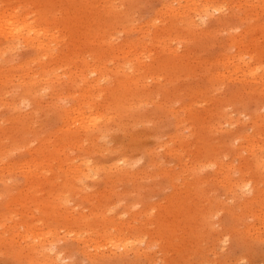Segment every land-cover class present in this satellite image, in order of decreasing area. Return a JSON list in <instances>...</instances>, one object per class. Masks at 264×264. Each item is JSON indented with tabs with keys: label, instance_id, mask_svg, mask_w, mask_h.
<instances>
[{
	"label": "rangeland",
	"instance_id": "374dc122",
	"mask_svg": "<svg viewBox=\"0 0 264 264\" xmlns=\"http://www.w3.org/2000/svg\"><path fill=\"white\" fill-rule=\"evenodd\" d=\"M11 1L14 6L20 5L22 8L23 6H26L27 10L31 13H40V10L43 8L47 13L46 22L49 23L53 27V29H56L57 27L59 30H56L60 32L61 35H64L62 36L63 38H65L66 36L65 39L67 47L64 45L65 43L60 45L63 51L61 52V49L59 47V52L61 53L58 52L55 54V56L53 55V57H51L52 60L46 57L44 58V60L42 59L44 64L43 62L40 64L33 63L29 65V68L24 67L17 70V72H13L14 74L12 73V71L9 72V69L7 68L5 63H3V66H0V235L2 239L4 238L3 240H0V264H43L41 263V260H43L42 262H46H44V264L49 263L46 259L47 256L45 257V259H42L44 258V256H41L42 251L40 250V248H38V246H36L37 241H35L33 237L29 236L25 239L24 236H26V234L22 235L23 233H25L23 228L20 227V230L22 232L19 230L18 233L16 231L17 229L13 228L14 226L19 227V225L22 223H30L34 226L39 227V229H36L41 233L37 231L36 235L33 234L35 236H41L44 233L47 234L49 231H52V233L56 237L53 235L47 239L49 240V244H51V242H54V254L55 252L57 254L62 253V257L61 254L59 255V264H264V192H260L259 194L258 192H246L245 194H243L242 192L225 191V187L223 185H220L222 184V182H219L217 179L220 178V176H217V174L221 172V167L223 166V164L225 165V163L226 165L229 164L233 166L232 170L230 171V176L233 173V176L231 177L238 179L237 177H239L240 175L237 174L239 172L235 170L236 167H244V165L248 163V161H250L253 156L252 154L250 156V152L247 153L248 151H246L247 149L245 148L246 144L244 139L247 138V136H252V138L256 137L255 141L260 144L261 141L258 138V134L261 135L260 137L264 135V86L261 88L262 84L264 83V79L261 81L259 80L260 78L257 77L258 79H254L256 81L252 79L254 82L252 80L251 82L249 78L245 77L247 76V66H245L247 65L246 62H249L250 57L252 55H255L257 51L264 49V28L259 27L261 25L264 26V11L260 9H258L257 12L255 11L257 9L254 8L256 1L252 0L251 4L247 5L243 0H235L234 4L230 2L224 4L225 0H206L208 2V5L211 3V1H215L212 3L213 6H216V4L219 2L223 3L224 5L221 10L212 11L214 10V8L212 9V5L210 4L209 8L211 9L209 10L211 11L209 12L212 16L209 17L210 20L208 19L204 24H202L203 26L201 25V27H198L199 29L197 28V30L195 31L196 33L194 31H188L186 27L180 24V21H178V19H173L175 15L171 13L173 11L169 10L168 12L169 6L176 7V9L179 8L177 0H126L127 2H119L121 3L122 7L119 6V3L117 5L116 2V9H114L115 11L113 10V12L116 13L113 14L112 12L113 15L111 16L108 14V9L106 10V8L104 7L105 0H89L93 3L91 7L89 6L90 9L85 14L72 16V19L75 20L78 25L76 27L78 29L76 30H64L63 25L60 23L61 20L63 21V14L67 13V11L77 13V11L73 9L70 10L71 5H69V3L65 2L64 0H38L37 2L34 0ZM25 1H27L28 3ZM81 1L83 0H80L79 3L83 4L84 2ZM94 2H96V5L94 4ZM166 2H168L167 5ZM183 4L184 3H182L181 5ZM126 5L131 8V10H128V7ZM220 5L222 4H219V6ZM117 6H119L120 9ZM102 8L104 9L102 10ZM123 8H126L127 13L129 14L128 22L124 26H128V29H130L126 30V32H123L124 26L121 25V16L124 17L127 14L125 12L126 10L121 11ZM61 11H63V13ZM123 12L126 14L122 15ZM23 13H25L24 9ZM167 14H173V16L171 17ZM108 15L110 17H107ZM65 16H67V14H65ZM151 20H154L156 25L153 21L151 24ZM226 20H228L227 23ZM157 22L159 23L157 24ZM172 23H175L173 27L175 26L177 30L171 27ZM179 24L182 26V29L185 30L184 34L187 32V35H191L189 38H187L188 36L182 35L181 33L178 34L181 31L183 32ZM152 26L154 28L158 26L159 28L156 27V29H154ZM163 26L167 28H163L162 30L161 28ZM176 26H179L180 28ZM255 26H257L256 30H244L246 28H254ZM240 27L242 30L240 29ZM165 29H168V31ZM142 30H144L143 33L141 32ZM154 30L157 31L154 32ZM165 31H167V33ZM197 31L201 32V35L200 33H197ZM105 32H111L113 36L110 33L109 37L107 35L108 33L104 34ZM170 32H173L174 35L169 34ZM207 32L208 35H206ZM161 33L163 34L164 39L162 38ZM193 33L195 35H192ZM246 33H248L249 36ZM167 34H169L168 36L170 37H168ZM175 34L178 35L175 36ZM100 35H102V37H105V41H107L108 39L110 43H105ZM173 36H175L176 38ZM183 36L186 37V39ZM230 36H234V39L237 37L236 39L242 40V42H244L243 47L234 46V44H232L233 37L231 38ZM242 36H247L245 37V41L244 37ZM82 37L85 38H83L82 40ZM141 37L147 38L143 39H145V41L147 40L148 43L145 41H141L147 43V45L149 43L154 45L153 42H156L155 46L151 47V45L149 44L148 47H150L146 48L147 50L144 49L146 51H149L150 49L149 52H141L140 56H143L145 54L148 57H152L146 58L147 60L144 59L145 55L143 56V58L141 57L143 61L145 60L146 62H142L141 58L139 57L140 63H142L143 65L136 62L134 56H131L132 54L130 56H125L120 52L123 48H125L126 42L133 40L140 41L138 40V38L142 39ZM165 38H169L171 41H169L168 39L167 40L171 44L169 43L167 45V40ZM90 39H94L96 45H94V41L92 42V40ZM98 39L100 40V42L102 40L101 44L99 43ZM174 39H178L180 41H175ZM97 40L98 42H96ZM103 42L105 43V45L103 44ZM109 44L110 46H107ZM244 44L247 48L244 47ZM63 45L65 46L64 48L62 47ZM69 45L70 47H68ZM173 45L176 52L172 51L174 50L173 47L171 51H168L167 49L170 50L169 46ZM120 46H123L122 49ZM112 47L116 49L115 51L117 53L114 52V49ZM95 48H97V51L94 50ZM28 49L29 48L27 47H24V49L21 48L12 57V61L15 60V63L24 61L26 62L31 58L35 57L34 59H36L39 57L40 54L39 52H37V49ZM245 49L249 50L247 51ZM69 50L72 52L70 53ZM92 50L96 51L98 54L96 52H94L96 53V55L92 54ZM108 50L111 53L109 52L110 54L108 53L107 55L106 51ZM262 51L264 52V50ZM63 52L66 53V55L63 54ZM173 52L175 55L172 54ZM162 53L165 54V56L162 55ZM67 54H72V56H69L68 59V57H65L68 56ZM113 54L117 55L116 58L118 57L119 59L117 58L114 60L113 58L115 56L111 58L110 56H112ZM158 54H161L162 56L159 55V57ZM236 54H238V56ZM97 55H99V58L97 57ZM92 56L96 57V59L94 58L95 61L92 60ZM100 56L103 59V65H105V67H103L102 65V59L100 58ZM108 56L113 59H110L112 62L109 60ZM120 56H124L125 58ZM240 56H243L242 58L244 60L246 59V61L239 63L237 61V58ZM61 57H63L64 60L61 59ZM167 57H169V60L172 62L167 61ZM54 58L57 59L55 60ZM82 58H84V60L86 58V61L83 62ZM127 58L129 61L127 60ZM225 58L226 60H224ZM70 59H72V62L70 61L72 64L69 65L70 67H65L62 65V63H64L63 61H69ZM99 59L101 61H99ZM124 59L125 62H130V64L127 63L129 67L133 65L132 67H134V69L136 70V72L133 73L132 77L134 76L137 78L139 77V75L136 74L140 73V78L144 77V79H147V81L145 82L147 84L142 88L145 90V92H148L147 97L141 99L134 98L130 101L126 99L127 95L131 96L132 90H127L125 87L120 86L121 80H126L127 77L124 75V73H122V69L118 70L119 65L124 64V62H121V60ZM176 59H178L179 62L178 60L176 62ZM181 59L184 62L186 61L185 59L188 60L184 63L181 62ZM228 59L229 61L226 62ZM46 60L48 61V63L50 62V70L53 66L52 71L54 70V73H51V71L48 70L49 72H47V74L49 73L48 75L50 77L48 78L50 82L42 84V87H47V90H44L40 93H43V95H41L43 97L42 99H40V95L35 96L34 94H32L33 89L38 85L33 87L31 83H28V81L29 75L33 76V74H35L36 72H40V66H45L47 64ZM53 60L58 64V66L55 64V62L51 63V61ZM57 60H59V62ZM231 60L234 63H232ZM157 61H159V64L157 63ZM85 62L87 63V67L89 70H85L87 68L85 67ZM94 62H96L95 64L100 63L101 67H103L102 72L108 76L104 80L101 79V81L103 80V82H101L102 88H93L94 95L92 101L90 100L88 102H92L91 104H95L96 107L97 105L99 106V102L100 106H102L104 102L106 106V98H108V104L110 102H115V109L112 110V116L114 112L116 113V118L115 116L113 117V120L115 122H112V120L109 122L110 127L107 133L109 137H105L107 138L106 141L104 138V144L101 143V145L104 147H99L100 149H96V151H90L88 147L90 146L91 141L89 139L87 140L86 138H89L88 133L91 134L92 131L85 130L87 131L84 132L86 134L82 133L84 130L81 132L82 129L80 130L79 126H77L78 122L76 121L78 118V113L74 112V109L81 110L80 107L83 106L82 103H86V101H83L85 100L82 99L83 97L79 98L84 94L82 88L85 87V84H89L93 82L92 80H94L95 77V79H97V76L99 77V75L97 74H90V70L91 67L94 66ZM105 62L107 63L105 64ZM118 62L119 65L116 66L115 64H118ZM257 62L261 64L260 66L262 68L264 67V57L262 59H258ZM145 63H147V65ZM155 63L156 65H153ZM34 64L37 66H35ZM73 64L76 65L73 66ZM222 64H224V66ZM233 64H236V67H234ZM60 65L63 66L60 67V69L54 67H59ZM162 65H164L163 67L165 68H163ZM230 65L232 67H230ZM72 66L79 72V74L81 73V71L79 70H82V68L84 67V71H86V73L82 70V72L84 73L81 74L78 79L77 76H79V74ZM252 66L254 68L256 67V69L259 71V64L253 63ZM141 67L144 69L142 70ZM62 68L66 71H63ZM120 68H122V66H120ZM235 68L240 69L239 72H242V75L245 78H242V75L240 74H238L240 75L238 76ZM242 68L244 70H242ZM105 69L107 70L104 71ZM140 69L141 71H139ZM28 70H31L32 72L30 73V71ZM55 70L58 71L56 72ZM72 71H74L75 74ZM87 71H89L88 73L91 76L87 73ZM115 71H118L119 73L117 74ZM113 72H115V74ZM228 72L232 73L229 74ZM17 73L22 74L23 77H21V75ZM156 73L159 75V77ZM185 73L187 74L186 78L184 76ZM263 73L264 72L262 70L260 74L262 75ZM12 74L15 78H17L18 76L19 77L17 79L12 78ZM24 74L26 75L24 76ZM51 74H56L55 76L58 75L60 77L56 79ZM65 74L67 75V77L65 76ZM86 74L89 77L86 76ZM111 74L113 75V77ZM216 74H219V76L223 75V77L215 76ZM71 76L74 77V80ZM169 76L172 77H170L169 79ZM173 76L178 77V80L176 78H173ZM179 76H181L182 78ZM81 77H84V79ZM224 77L229 79H225ZM239 77L241 78L239 79ZM53 78L55 79V81L53 80ZM62 78H64V81ZM89 78H92V80H90ZM110 78L111 80L113 79V84L109 82L111 81ZM221 78H224V80H222ZM80 79L81 81H83L81 82V84H79ZM167 79H169L170 81ZM19 80L21 81L20 83H18ZM51 80H53L52 83ZM70 80L72 81L70 82ZM173 80L174 82H172ZM219 80L221 83H224H219ZM242 80L244 81L242 82ZM22 81L25 82L26 85ZM76 81L79 82L78 85ZM64 82L68 85L66 84L65 86ZM165 82L166 84H164ZM21 83L23 84V86ZM57 83H59V85ZM108 83L111 87L107 86ZM27 84H29L30 86ZM258 84L261 86L258 87ZM80 85L81 88L79 87ZM251 87L254 90H252ZM49 88H51V90ZM60 88L61 90H64H62L63 95L61 94ZM72 88H74L75 91H73ZM104 88H109V92H107L108 89L105 90ZM111 88L113 90H111ZM117 88H121L123 91ZM56 89L59 93L57 94V96L60 95L58 97L61 98L60 100L62 101H60L59 98L55 96L57 93ZM65 89H69V93ZM79 89L82 95L78 94ZM98 90H101L100 93L104 90L105 92L100 94ZM106 92L108 93V95ZM154 92H158V95ZM170 92H174L175 94L173 93L174 95L172 96ZM64 94H66V96ZM103 94L107 95L108 97H103ZM95 95H97V97H95ZM120 95L123 98V102L118 99ZM150 95L154 100L150 97L148 98V96ZM176 95L177 97H179L178 99ZM21 96L24 97V101L26 99L25 102L29 101V105L25 106L23 104L24 101ZM27 96L28 99L26 98ZM94 97L97 101H99L98 104L96 100H94ZM16 98L19 99L20 102ZM162 98L163 100H159ZM170 98L171 101H167ZM101 99L104 101L102 102ZM110 99H114L115 101H110ZM124 99H126V102H124ZM53 101L56 105L52 103ZM77 103L79 104V107L76 105ZM17 104H21L22 106L20 105V108H17ZM58 104L60 105V107ZM195 104L198 106H195ZM95 105L93 107L94 109L96 108ZM184 105L186 109L184 108ZM64 107L65 109L66 107L69 108L67 109L69 111H66ZM97 108L96 111L98 112ZM220 108H222L221 110L223 111L219 110ZM70 109L72 112L70 111ZM183 109H185L184 111H187V115L186 112H183ZM215 109L216 114H214ZM34 110L37 111V114ZM127 110L130 113H126ZM32 111H34V113ZM116 111H119V114ZM68 112H71L72 115ZM102 112H104L103 109L100 113ZM123 112L124 114H126V117ZM194 112H196V114L200 113V115L198 114L197 116ZM225 112L228 115L227 116L226 114H224L227 117L225 118L226 121H224L225 116L223 115V113ZM85 113L89 115L88 112ZM219 113H221V115H219ZM189 114H193L191 115L192 118ZM66 116L69 118L74 117L75 119L73 118L72 120L71 118L69 119ZM118 117L119 119L117 120ZM186 117L188 119L191 118L192 120H188ZM217 118H219V120ZM64 119L69 122L66 123ZM228 119H230L231 121ZM191 121L193 124L196 122H198V124L191 125ZM63 122L64 124H68H65L66 127L68 126L66 129L64 128L65 126L62 125ZM70 122L73 124L72 126ZM74 122L76 123V125L74 124ZM209 122H212L214 124H212L214 127H212ZM207 123L208 125H205ZM59 127H61L60 130L62 128L63 129L60 131ZM202 127H205V130L202 129ZM73 129H75V131ZM196 130H199L198 132H202L197 133L196 135ZM203 131L207 132V134ZM62 135H64V137ZM84 136H86V138H84ZM174 136L176 138L178 137L177 140H175L176 142L172 140ZM196 136L197 138H195ZM198 136L201 141L198 139ZM201 136H204V140H202ZM239 136H246L244 139H242L244 140L243 143L238 139ZM65 137L66 139L64 140ZM75 137L79 138L77 139L78 142L76 141ZM82 138L84 139L82 140ZM79 140L81 142L84 141L85 143L82 142L84 143V145ZM72 141L74 143H72ZM181 141H186V143H181ZM196 141L200 142L196 143ZM79 142L83 147H80ZM71 143L72 145H74V148L72 145H70ZM86 144L87 148H85ZM239 144H241V146H239ZM242 145L244 149H241ZM167 146H171L174 149L170 147L172 149L170 150L169 148H167ZM60 147H64L65 149L63 148L64 150L62 151ZM80 148L83 150H79ZM101 148L103 151H99L101 150ZM198 148L200 149V151ZM235 148H239L240 151H236L237 149ZM56 149L59 151H56ZM168 149L170 150V153H168ZM60 150L64 152V155H62ZM87 150L90 151L89 154L93 155H89V151L87 152ZM215 150L220 151V153ZM79 152L81 153V155L85 154L84 157L79 155ZM45 153L46 156H44ZM59 153L61 154L59 155ZM218 153L220 155H217ZM86 154L89 155V158L88 155L86 156ZM209 155H211V157H209ZM214 155H216L215 158L218 157L220 159L216 161H220V163H222V165L219 163L221 167L219 165L217 167L208 166L210 161H215ZM47 156L54 157L55 159L57 158V161L62 159L60 162L63 163L57 165L59 164V161H56V163L55 161H48ZM59 156L60 158H58ZM122 156H124L126 159L121 160V158H123ZM219 156L222 157L220 158ZM36 157L37 159H39L38 161L41 162V164L39 163V174L36 173L34 175L31 172L35 170L34 159ZM44 157L45 159H43ZM73 157L75 161H71L70 163L69 159L73 160ZM195 157H198L199 159H196ZM193 158H195L197 161ZM207 158L210 160H208ZM221 159L223 162L221 161ZM45 160H47V162ZM86 160H88L89 162L93 160L91 163L96 162L93 164V166L96 164L95 167L101 162L103 164L102 167L97 166L99 170L101 169V172L98 171L97 173H100L95 175V170L90 171L91 173L86 176L87 180L83 179L85 178V176H82L81 173H77L78 175H76L79 176V178L77 179L76 176L75 179L81 182L79 183L77 181H74L75 179H72L70 177V171L71 176L73 175L72 164L75 163L74 165H76ZM118 160L121 162L119 163ZM207 160L209 162H207ZM123 161H127L128 165L122 164ZM27 162L30 164H28ZM26 163L31 166L27 167ZM50 163H52V165H50ZM201 163H204V165H202L203 169H200ZM198 164L200 165L199 167ZM36 165L37 164L35 163V166ZM64 165L67 166L66 169ZM116 165H121L120 167H123V165H125V167L130 166V168L128 172H121L123 171V168H121L120 170V167H117ZM110 166V169L107 168ZM206 166H208L209 168ZM60 167L63 168L61 169ZM113 167L114 170L112 169ZM103 168L106 169V172L105 170L102 171ZM116 168L119 170H117ZM197 168L199 170H197ZM108 170L110 173L108 172ZM67 171L69 172L67 173ZM234 172H236V176L238 175L237 177H234ZM28 173L32 176H28ZM92 173L93 175H95L94 177H92ZM30 176L31 178H33L31 179ZM60 177H63L64 179L70 178L71 180L69 181H72L71 183L73 184H71L67 179L66 180L68 181V183H66V180L64 182V180H62L63 178L58 180ZM196 180H198L197 182H201L203 184H201L199 188H196L198 189L197 192L195 191L196 189L194 190V188L196 187L194 186ZM219 180L221 181V179ZM81 183L83 184L81 185ZM75 186H77V188ZM256 193L257 195H259V198H257ZM58 196H60V198ZM63 196L65 197L64 199H66V202L62 201ZM254 196L256 197V200H254ZM58 200L62 201V203H59ZM57 203L60 205H64L65 203V205L59 207ZM53 204L55 205L53 206ZM32 210L34 211L32 212ZM98 214H101L102 218H100V215ZM98 218H100L101 221ZM85 220H89L90 223L89 221L87 222ZM80 222L81 224H79ZM100 222L102 224L105 223L106 225H102L100 224ZM127 222L130 225H128ZM77 223L79 225L76 226ZM114 223H116V225ZM122 223L123 226L120 225ZM113 225H115L116 227ZM103 226H108V231L106 230V228L104 230ZM121 226L123 227V229H121L123 230V233H121L122 231L120 229L117 230V227L120 228ZM114 227L116 229H113ZM10 229L12 232L10 231ZM126 230L129 232V234L126 232ZM3 231L8 232L4 234ZM78 231L80 233H78ZM84 231H86V233H84V235L81 234ZM104 231L107 232L105 233ZM117 231L118 233H116ZM14 232L16 233L14 234ZM138 232L139 234H137ZM76 233L79 234V236L76 235ZM7 234H10V236H7ZM11 234L13 240H16L15 242L11 241ZM3 235L9 238H5ZM94 235H96V237ZM22 236L24 239L22 238ZM116 237L118 238V241ZM30 238L32 239L30 240ZM79 238H81L82 241H84L85 239L86 240L83 242V244L82 242L78 243L77 241H80ZM104 238L107 242L104 241ZM124 238L126 239V242H124ZM136 240L139 241L137 242ZM21 241H23L22 243L24 245L21 243ZM114 241H117V243ZM133 241H135V243ZM97 242L98 244H100L98 245ZM118 242H123L124 244H120L124 245L123 247H126L127 245V248H124V250L122 249L123 251H116V246L114 245L115 243L118 244ZM32 243H34V245L32 246H36L34 253L37 251L36 248L38 249V252H36L37 254L35 253V255H33V248L30 246ZM84 243L86 245L85 247H83ZM95 243L98 246L95 245ZM103 244H105L106 246ZM107 244L109 245L107 246ZM137 247H139L137 250L138 252L135 251ZM85 249H88L89 253H87V251H84ZM95 249L96 251H94ZM125 249L127 250L126 252L128 254H125ZM112 252H114L113 254L116 253L117 255H113ZM85 253L87 254V257L84 256ZM39 257L42 258L40 259Z\"/></svg>",
	"mask_w": 264,
	"mask_h": 264
},
{
	"label": "bare ground",
	"instance_id": "6f19581e",
	"mask_svg": "<svg viewBox=\"0 0 264 264\" xmlns=\"http://www.w3.org/2000/svg\"><path fill=\"white\" fill-rule=\"evenodd\" d=\"M34 1H38V0H34ZM65 2H67V3H69V5H71V7H70V10H75V11H77V13L76 12H71V11H67V13H65V14H67V16H65V14H63V21L61 20V24L63 25V28H64V30H76V29H78V28H76L78 25H77V23L75 22V20H73L72 19V16H78V15H82V14H85L89 9H90V7H91V5H92V3L93 2H90L89 0H83V1H81V2H84L83 4H81V3H79L80 2V0H64ZM92 1V0H91ZM98 1V0H97ZM103 1V0H102ZM122 1H125V2H127L126 0H105V8H106V10L108 9V14L111 16V15H113V14H115L116 12H113V10L114 9H116V7H115V3L117 2V5H118V3L119 2H122ZM217 1V0H216ZM243 1H245L246 2V4L247 5H250L251 4V1L252 0H243ZM256 1V4H255V6H254V8H257L255 11L257 12V10L258 9H260V10H263L264 11V0H255ZM25 2H27V1H25ZM177 4L179 5V8H177L176 9V7H171V6H169V9H168V12H169V10H171V11H173V12H171V13H173V14H175L174 15V18L173 19H178V21H180V24H182L184 27H186L187 29H188V31H196L197 30V28L198 27H201V25L202 24H204L205 23V21L206 20H208L209 19V17H211L212 15L210 14V12L209 11H211V10H209V9H213L214 8V10H212V11H219V10H221L222 8H223V5L224 4H227V2H230V3H232V4H234L235 3V0H225V2H224V4L223 3H220L219 1V3H217L216 4V6H213V2H215V1H211V5L213 6H211V8H209V5H208V2L206 1V0H177ZM28 3V2H27ZM103 3V2H102ZM167 3L168 2H166V5H167ZM182 3H184L183 5H181ZM94 4L96 5V2H94ZM93 4V5H94ZM120 5L119 6H121L122 7V5H121V3H119ZM123 4V3H122ZM125 4V3H124ZM127 4V3H126ZM172 4V3H171ZM215 4V3H214ZM219 4H222V5H220L219 6ZM61 5H63V4H61ZM165 5V4H164ZM169 5V4H168ZM217 5H218V7H217ZM90 6V7H89ZM102 6H103V4H102ZM119 6H117V7H119ZM125 6V5H124ZM127 6V5H126ZM222 6V7H221ZM229 6V5H228ZM97 7V6H96ZM128 7V6H127ZM126 7V8H127ZM166 7H168V6H166ZM178 7V6H177ZM101 8V7H100ZM126 8H123L121 11H125L126 10ZM23 9H24V12L25 13H23ZM64 9V8H63ZM104 8H102V10H103ZM119 9H120V7H119ZM164 9H166V8H164ZM118 10V9H117ZM128 10H131V8H129L128 7ZM115 11V10H114ZM62 13H63V11H61ZM106 12V11H105ZM112 12H113V14H112ZM119 12V11H118ZM117 12V13H118ZM126 13H127V10L125 11ZM41 13V14H40ZM40 13L38 12V13H31V12H29L28 10H27V8H26V6H23V8L20 6V5H17V6H14L13 4H12V1L11 0H7V1H5V0H1L0 1V66H3V63H5L6 64V66H7V68L9 69V72L10 71H12V73L13 72H17V70H19V69H22V68H24V67H28L29 68V65H31V64H33V63H38V64H40V63H42L43 61H42V59L44 60V58H46V57H48L50 60H52L51 59V57H53V55L55 56V54L56 53H58L59 52V47H60V45H62V44H64L65 46H66V36H65V38H63L62 36H64V35H61V33L60 32H58L56 29H58L57 27H56V29H53V27L49 24V23H47L46 21H47V13H46V11H44V9L42 8L41 10H40ZM107 13V12H106ZM124 13V12H123ZM122 13V15H125L126 13H124L123 14ZM167 13V12H166ZM173 14L172 15H170L171 17L173 16ZM213 14H214V12H213ZM104 15V14H103ZM107 16V17H110V16ZM159 15V14H158ZM168 15V14H167ZM168 15V16H169ZM105 16V15H104ZM256 16V15H255ZM128 17H129V14L127 13L126 14V16H124V17H122L121 16V25H125L127 22H128ZM79 18V17H78ZM156 18V17H155ZM155 18H153V19H155ZM157 19V18H156ZM210 20V19H209ZM152 21L155 23V21L154 20H151V24H152ZM227 21L228 20H226V23H227ZM160 22V21H159ZM159 22H157V24L159 23ZM171 22H172V19H171ZM150 23V22H149ZM148 23V24H149ZM175 23H176V21H175ZM175 23H172V25H171V27L172 28H174V29H176L177 30V28H175V26L173 27V25L175 24ZM178 23V22H177ZM148 24H147V26H148ZM179 24V26H181ZM150 25V24H149ZM155 25H156V23H155ZM151 26V25H150ZM179 26H176V27H179ZM203 26V25H202ZM149 27V26H148ZM148 27H147V29H148ZM153 27V26H152ZM151 27V28H152ZM156 27H158V26H156ZM156 27L154 28V29H156ZM259 27H262V28H264V26L263 25H261V26H259ZM60 28V27H59ZM159 28V27H158ZM163 28H167V27H162L161 29L163 30ZM170 28V27H169ZM171 28V29H172ZM180 28V27H179ZM256 28H257V26H255L254 28H246V29H244V30H256ZM130 29V28H129ZM128 29V26L126 27V26H124V30H123V32H126V30H129ZM149 29H150V27H149ZM170 29V30H171ZM173 29V30H174ZM181 29H182V26H181ZM199 29V28H198ZM239 29V28H238ZM240 29H241V27H240ZM59 30V29H58ZM153 30V29H152ZM165 30H167L168 31V29H165ZM183 30V29H182ZM207 30V29H206ZM205 30V31H206ZM242 30V29H241ZM243 30V31H244ZM107 31H109V30H107ZM112 31V30H111ZM146 31V30H145ZM155 31H157V30H154V32ZM167 31H165L166 33H167ZM172 31V30H171ZM181 31V30H180ZM187 31V30H186ZM209 31V30H208ZM79 32V31H78ZM90 32H91V30H90ZM100 32V31H99ZM102 32H104V31H102ZM115 32V31H114ZM113 32V33H114ZM142 33L144 32V30H142L141 31ZM163 32V31H162ZM178 32H179V30H178ZM184 32H185V30H183V32L181 31V32H179L178 34H182V35H185V36H188L187 38H189L190 36H189V34L187 35V32L184 34ZM245 32V31H244ZM75 33V32H74ZM77 33V32H76ZM94 33V32H93ZM106 33H108V32H105L104 34H106ZM110 33L111 32H109L107 35L110 37ZM145 33H147V32H145ZM144 33V34H145ZM175 33V32H174ZM192 33V32H191ZM196 33V32H195ZM197 33H200V35H201V32H199V31H197ZM202 33H203V31H202ZM249 33V32H248ZM248 33H246L247 35H248ZM97 34V33H96ZM169 34H172V35H174L173 34V32L171 33H169ZM169 34H167V36L169 35ZM178 34H175V36H177ZM231 34V33H230ZM73 35V34H72ZM92 35V34H91ZM111 35L113 36V34L111 33ZM140 35V34H139ZM192 35H195L194 33L192 34ZM206 35H208V32H207V34ZM75 36V35H74ZM73 36V37H74ZM98 36V35H97ZM101 36V38H103L102 40H104L105 39V37L103 36L102 37V35H100ZM107 36V37H108ZM141 36V35H140ZM144 36V35H143ZM161 36H162V38H163V34L161 33ZM160 36V37H161ZM166 36V35H165ZM175 36H173V37H175ZM249 36V35H248ZM77 37H79V36H77ZM85 37H86V35H85ZM85 37H82V40H83V38H85ZM91 37V36H90ZM89 37V38H90ZM168 37H170V36H168ZM179 37H180V35H179ZM184 37V36H183ZM182 37V38H183ZM231 37V36H230ZM233 37V38H232ZM231 38L233 39H231L232 40V44H234V46H236V47H239V46H242L243 47V43L244 42H242V40H239V39H234V36H232ZM242 37H244V36H242ZM245 37H247V36H245ZM245 37H244V41H245ZM88 38V39H89ZM95 38H96V35H95ZM98 38V37H97ZM142 39L143 38H145V39H147L146 37H141ZM176 38V37H175ZM182 38H180V39H182ZM185 39H186V37H184ZM183 38V39H184ZM239 38V37H238ZM87 39V40H88ZM139 39L138 38V40H140V41H128V42H126V45H125V48H123L122 49V47H121V54L122 55H125V56H130L131 54V56H134V58H135V60H136V62H138V63H140V59H139V57L141 58H143V56L145 55H143V56H140V54H141V52L142 51H146L147 49L146 48H149L148 47V45L150 44H148L147 45V40L145 41V39ZM164 39V38H163ZM166 39V38H165ZM169 41H171L169 38H167ZM166 39V40H167ZM173 39V38H172ZM184 39V40H185ZM90 40H92V39H90ZM99 40V39H98ZM98 40L96 41V42H98ZM102 40H101V42H102ZM106 40V39H105ZM104 40V42L106 43V42H109V40L107 39V41H105ZM111 40V39H110ZM167 40V45L170 43L169 41ZM175 40V39H174ZM174 40H172V41H174ZM178 39H176L175 41H177ZM69 41V40H68ZM94 41V39L92 40V42ZM141 41H145V42H147V43H145V42H141ZM178 41H180V40H178ZM101 42H100V40H99V43L101 44ZM103 42V44L105 45V43ZM160 42V41H159ZM161 42H164V41H161ZM166 42V41H165ZM183 42V41H182ZM89 43H90V41H89ZM93 43H95V41L93 42ZM110 43V42H109ZM154 43V45H152V44H150L151 45V47L152 46H155L156 45V42H153ZM176 43H179V42H176ZM186 43V42H185ZM68 44V43H67ZM163 44H165V43H163ZM162 44V45H163ZM171 44V43H170ZM182 44V43H181ZM231 44V43H230ZM231 44V45H232ZM245 44H247V43H245ZM245 44H244V47H245ZM62 46L63 48L65 47V46ZM94 45H96V43L94 44ZM123 45H124V43H123ZM72 46V45H71ZM107 46H110V44L109 45H107ZM166 46V45H165ZM233 46V47H234ZM24 47L26 48H29L28 50H32V49H37V52H39V57L38 58H36V59H34V58H31V59H33V60H29V61H24V62H17V63H15L14 61H12V57L22 48V49H24ZM67 47V46H66ZM68 47H70V45L68 46ZM163 47H164V45H163ZM170 47V50L169 49H167L168 51H171V49H172V47L174 48V45L173 46H169ZM168 47V48H169ZM30 48H32V49H30ZM105 48V47H104ZM113 48V47H112ZM119 48V47H118ZM165 48V47H164ZM245 48H247V47H245ZM60 49H61V52L63 51V49L60 47ZM67 49V48H66ZM71 49V48H70ZM97 48H95L94 50H96ZM106 49H107V47H106ZM109 49V48H108ZM114 49V48H113ZM140 49H141V51H140ZM144 49H146V50H144ZM153 49V48H152ZM239 49V48H238ZM242 49H244V48H242ZM94 50H92V54H95L96 55V51H94ZM102 50V49H101ZM116 49H114V52H116L115 51ZM166 50V51H167ZM235 50V49H234ZM239 50H241V49H239ZM245 50H249V49H245ZM260 50V49H259ZM262 50H264V49H261L260 51H255L256 52V54L255 55H252L251 57H250V60H249V62H246L247 63V65H245V66H247L246 68H247V76H245V77H247V78H249L250 79V81L253 79H256L257 77H259L260 79L259 80H263L264 79V73L261 75L260 73H261V71L263 70V72H264V67L262 68L260 65V63L259 62H257V60L258 59H262L263 57H264V52L262 51ZM149 51H150V49H149ZM149 51H146V53L147 52H149ZM153 51V50H152ZM151 51V52H152ZM165 51V50H164ZM172 51H174V52H176L175 51V48H174V50H172ZM178 51V50H177ZM236 51V50H235ZM242 51V50H241ZM262 51V52H261ZM34 52V51H33ZM61 52H59V53H61ZM68 52V51H67ZM69 52L71 53L72 51H70L69 50ZM94 52H96V53H94ZM105 52V51H104ZM110 51L108 50V51H106V53H107V55H108V53H109ZM113 52V53H114ZM119 52V53H120ZM123 52V53H122ZM174 52L172 53L173 55H175L174 54ZM237 52V51H236ZM100 53V52H99ZM105 53V54H106ZM111 53V52H110ZM109 53V54H110ZM117 53V52H116ZM143 53V52H142ZM169 53V52H168ZM171 53V52H170ZM242 53V52H241ZM63 54H65L66 55V53H64L63 52ZM98 54V53H97ZM104 54V53H103ZM157 54V53H156ZM177 54V53H176ZM179 54V53H178ZM239 54H240V51H239ZM243 54V53H242ZM247 54V53H246ZM37 55V54H36ZM68 55V54H67ZM101 55V54H100ZM149 55V54H148ZM159 55H161V54H158V56ZM162 55H164L165 56V54H163L162 53ZM161 55V56H162ZM227 55V54H226ZM237 56H238V54H236ZM58 56H60V55H58ZM57 56V57H58ZM62 56V55H61ZM69 56L71 57L72 56V54L71 55H68V56H65L66 58L68 57V59H69ZM99 55H97V57H98ZM102 56V55H101ZM100 56V58L102 59V57ZM104 56V55H103ZM110 56V55H109ZM108 56V58H109V60L111 59V58H113L114 56V60L115 59H117L116 58V56L117 55H112V56H110L109 57ZM145 56H147V55H145ZM144 56V59H146V58H149V57H151V56H147V57H145ZM244 56V55H243ZM243 56H240V57H238L237 58V61L240 63H242L243 61H246V59L244 60L242 57ZM64 57V56H63ZM63 57H61V59H63L64 60V58ZM93 57V56H92ZM120 57H123V58H125L124 56H120ZM154 57V56H153ZM160 57V56H159ZM236 57V56H235ZM60 58V57H59ZM65 58V59H66ZM74 58V57H73ZM72 58V59H73ZM96 59V57H93L92 58V60L93 61H95V59ZM99 58V57H98ZM106 58V57H105ZM122 58V59H123ZM141 58V60H142V62H144L143 61V59ZM152 58V57H151ZM156 58H157V55H156ZM156 58H155V60H156ZM168 58V60L167 61H169V62H172V61H170L169 60V57H167ZM179 58H180V56H179ZM55 59V58H54ZM57 59V58H56ZM55 59V60H56ZM60 59V60H61ZM72 59H70L69 61H67V60H65V61H63L64 63H62V65L63 66H69V65H71L72 63ZM77 59H79V58H77ZM81 59V58H80ZM113 59H111V60H113ZM119 59V58H118ZM184 59V58H183ZM76 60V59H75ZM105 60V59H104ZM110 60V61H111ZM127 60H128V58H127ZM134 60V61H135ZM147 60V59H146ZM150 60H152V59H150ZM177 60L178 59H176V62H177ZM186 61L188 60V59H185ZM224 60H226V58L224 59ZM223 60V61H224ZM234 60V59H233ZM248 60V59H247ZM47 61V60H46ZM58 62H59V60H57ZM67 61V62H66ZM71 61V62H70ZM77 61V60H76ZM82 61L84 62V61H86V58H85V60H84V58H82ZM81 61V62H82ZM99 61H101L100 59H99ZM106 61V60H105ZM109 61V62H110ZM129 61V60H128ZM185 61V62H186ZM229 61V59L226 61V62H228ZM232 61V60H231ZM236 61V62H237ZM54 63L55 61L53 60V61H51V63ZM66 62V63H65ZM98 62V61H97ZM108 62V63H109ZM112 62V61H111ZM121 62H124V64L122 65V64H120L119 65V62H118V64H115L116 66L117 65H119V68H120V66H122V68H118V70H121L122 69V73H124V75L127 77V79L125 80H121V83H120V86H123V87H125L127 90H129V89H131L132 90V93H131V96L130 95H127L126 97V99L128 100V101H130V100H132V99H134V98H136V99H141V98H145V97H147V94H148V92H145V90L144 89H142L143 88V86L144 85H146L147 83H145L146 81H147V79H144V77L143 78H140V73H138V74H136V75H139V77H132V75H133V73H135L136 72V70L134 69V67H132V66H128V64H130V62H125V59L124 60H121ZM146 62V61H145ZM150 62V61H149ZM149 62H148V64H149ZM178 62H179V60H178ZM181 62H184L182 59H181ZM184 62V63H185ZM91 63H92V61H91ZM96 62H94V66L93 67H91V70H90V74L91 73H93V75L94 74H97V75H99V77L97 76V79H95L94 78V80H92V78H89L90 80H92L93 82H91V83H89V84H85V87H83L82 88V91H84L83 93V96H81V97H79V98H82V99H85V100H83V101H86V103H82L83 104V106L82 107H80V109L81 110H76V109H74V112H76V113H78V118H77V122H78V125L77 126H79V128H80V130H81V132L82 133H84V132H87V131H85V130H88V131H92L91 132V134H89L88 133V136H89V138H86V136H84V138H86L87 140L89 139L90 141V146L88 147L89 148V150L91 151V150H95L96 151V149H100L99 147H104V146H102L101 145V143L102 144H104L103 143V141H104V138L105 137H109L108 135H107V133H108V131H109V127H110V121L112 120V122H115L113 119V117L116 115V113H114L113 112V116H112V110L113 109H115V102L113 103V102H110L109 104H108V98H106L105 100L107 101V103H106V106H105V104H104V100H102L101 99V101L103 102V105L102 106H100V102L99 101H97L96 100V98L95 97H97V95H95V99L94 100H96V102H97V104H98V102H99V106L97 105V107H96V105H95V107L98 109V112L96 111V108L94 109L93 107H94V105H92L91 103L92 102H88V101H92V98H93V95H94V92H93V90L94 89H100V88H102V85H101V82H103V80L104 79H106L107 78V76L108 75H105L103 72H102V68L103 67H105V65H103V59H102V65H103V67H101V65H100V63H97V64H95ZM107 62H105V64H106ZM128 63V64H127ZM137 63V64H138ZM151 63H153V62H151ZM157 63L159 64V61H157ZM162 63H164V62H162ZM222 63H225V62H222ZM232 63H234L233 61H232ZM253 63H255V64H259V71L256 69V67L254 68L253 66H252V64ZM43 64H44V62H43ZM46 64V63H45ZM49 64H50V62L48 63V61H47V64L45 65V66H43V65H39L40 66V72H36L35 74H33V76H31V75H29V81H28V83H31L32 84V86L34 87V86H36V85H38L36 88H34L33 89V93L32 94H34L35 96H39L40 95V99H42V97L43 96H41V95H43V93L42 94H40L42 91H46L47 90V87H42V84H44V83H49L50 81H49V78L48 77H50L48 74H47V72H49L48 70H50L49 69ZM55 64L58 66V64L55 62ZM85 67H87L88 65H87V63L85 62ZM89 64V63H88ZM111 64V63H110ZM140 64H142V63H140ZM146 65H147V63H145ZM228 64V63H227ZM35 65V64H34ZM62 65H60L59 67H56V66H54L55 68H57V69H60V67H63ZM76 64H73V66H75ZM91 65V64H90ZM135 65V64H134ZM143 65V64H142ZM141 65V66H142ZM153 65H156V63L155 64H153ZM170 65V64H169ZM223 66H224V64H222ZM234 65V67H236L235 65L236 64H233ZM240 65V64H239ZM243 65V64H242ZM35 66H37V65H35ZM38 66V67H39ZM72 66V67H73ZM145 66V65H144ZM152 66V65H151ZM164 65H162V67H163ZM188 66V65H187ZM238 66V65H237ZM262 66H263V64H262ZM70 67V66H69ZM108 67V66H107ZM112 67V66H111ZM143 67V66H142ZM141 67V68H142ZM146 67V66H145ZM147 67H150V66H147ZM226 67H228V66H226ZM230 67H232L231 65H230ZM229 67V68H230ZM30 68H31V66H30ZM35 68V67H34ZM52 69H53V66L51 67ZM54 68V69H55ZM74 68V67H73ZM78 68V67H77ZM114 68H116V67H114ZM113 68V69H114ZM163 68H165V67H163ZM238 68H240V67H238ZM244 68V67H243ZM242 68V70H244ZM37 69V68H36ZM36 69H35V71H36ZM39 69V68H38ZM52 69L50 70L51 71V73H54V70L52 71ZM63 69V68H62ZM68 69V68H67ZM70 69V68H69ZM75 69V68H74ZM73 69V70H74ZM79 69H81V68H79ZM84 67L82 68V70L84 71ZM88 69V67L85 69V70H87ZM108 69V68H107ZM107 69H105L104 71H106ZM144 68H142V70H143ZM162 69V68H161ZM186 69H187V67H186ZM227 69V68H226ZM233 69V68H232ZM237 68H235V71L237 72V75L238 74H240V75H242V72L240 73L239 71H240V69H237ZM262 69V70H261ZM72 70V69H71ZM82 70H79V71H81V73L79 74V72L75 69V71H77V73L79 74V76H77V75H75V76H77V78L78 77H80V75L81 74H83L84 72L86 73V71H84V72H82ZM89 70V69H88ZM173 70V69H172ZM26 71H27V69H26ZM28 71H30V73L32 72L31 70H28ZM39 71V70H38ZM56 71V70H55ZM58 71V70H57ZM56 71V72H57ZM62 71V70H61ZM63 71H66V70H64L63 69ZM139 71H141V69L139 70ZM227 71H230V70H227ZM73 73H74V71H72ZM89 71H87V73H88ZM116 72V71H115ZM115 72H113L114 74H115ZM121 72V71H120ZM174 72H175V69H174ZM239 72V73H238ZM245 72H246V70H245ZM23 73H25V72H23ZM29 73V74H30ZM61 73H63V72H61ZM60 73V74H61ZM66 73V72H65ZM117 74L119 73L118 71L116 72ZM159 73V72H158ZM163 73V72H162ZM229 73V72H228ZM232 72H230L229 74H231ZM14 74V73H13ZM12 74V75H13ZM17 74H19V73H17ZM16 74V75H17ZM28 74V73H27ZM56 74H58V73H56ZM55 74V75H56ZM75 74V73H74ZM89 74V73H88ZM89 74V75H90ZM157 74V73H156ZM178 74V73H177ZM226 74V73H225ZM19 75H21V77H23L22 76V74H19ZM26 74H24V76H25ZM52 76H54V78H58V77H60V76H55V75H53V74H51ZM64 75V74H63ZM68 75H71V74H68ZM110 75V74H109ZM112 75V74H111ZM135 75V76H136ZM158 75V74H157ZM165 75V74H164ZM169 75V74H168ZM179 75V74H178ZM228 75V74H227ZM232 75H234V74H232ZM240 75H238V76H240ZM65 76L67 77V75L65 74ZM83 76V75H82ZM86 76H88L87 74H86ZM91 76V75H90ZM118 76V75H117ZM162 76V75H161ZM184 76H185V78L187 77V74L185 73L184 74ZM184 76H183V78H184ZM215 76H218V77H223V75L222 76H219V74L217 75H215ZM229 76V75H228ZM249 76V77H248ZM19 77V76H18ZM17 77V78H18ZM62 77V76H61ZM69 77V76H68ZM72 77V76H71ZM89 77V76H88ZM112 77H113V75H112ZM111 77V78H112ZM115 77V76H114ZM142 77V76H141ZM158 77H159V75H158ZM170 77H172V76H169V79H170ZM179 77H181V76H179ZM213 77H214V75H213ZM230 77H233V76H230ZM234 77H237V76H234ZM244 76L242 75V78H243ZM244 77V78H245ZM12 78H15L14 77V75L12 76ZM17 78H15V79H17ZM53 78V80L55 81V79ZM65 78V77H64ZM64 78H62L63 79V81H64ZM73 78V80H74V77H72ZM81 78H83L84 79V77H81ZM86 78V77H85ZM111 78H110V80H111ZM118 78V77H117ZM116 78V79H117ZM162 78V77H161ZM160 78V79H161ZM167 78V77H166ZM173 78H176L177 80H178V77H174L173 76ZM182 78V77H181ZM225 79H229V78H226V77H224ZM224 78L222 79V80H224ZM241 77H239V79H240ZM79 79V78H78ZM82 79V80H83ZM88 79V80H89ZM101 79H103L102 81H101ZM163 79V78H162ZM169 79H167V80H169ZM175 79V80H176ZM180 79V78H179ZM214 79V78H213ZM212 79V80H213ZM238 79V78H237ZM258 79V78H257ZM21 80H23V79H21ZM26 80H27V78H26ZM53 80H51V83H52V81ZM59 80V79H58ZM87 80V81H88ZM115 80V79H114ZM158 80V79H157ZM166 80V79H165ZM221 80V81H222ZM233 80V79H232ZM236 80V79H235ZM252 80V81H253ZM13 81H14V79H13ZM18 81V80H17ZM65 81H66V79H65ZM72 80H70V82H71ZM86 81V82H87ZM163 81V80H162ZM170 81V80H169ZM226 81V80H225ZM229 81V80H228ZM244 80H242V82H243ZM251 81V82H252ZM254 81H256V80H254ZM253 81V82H254ZM21 81L19 80V82L18 83H20ZM23 82V81H22ZM81 82H83V81H81V79H80V83L78 82V81H76V83H77V85H78V83L79 84H81ZM89 82V81H88ZM110 83H112L113 84V79L111 80V81H109ZM114 82H116V81H114ZM164 82V81H163ZM168 82V81H167ZM172 82H174V80L172 81ZM176 82V81H175ZM217 82H218V79H217ZM241 82V81H240ZM23 83H25V82H23ZM33 83H35V84H33ZM62 83V82H61ZM65 83V82H64ZM74 83V82H73ZM105 83V82H104ZM169 83V82H168ZM219 83H221L220 82V80H219ZM222 83H224V82H222ZM221 83V84H222ZM22 84V83H21ZM55 84V83H54ZM58 85H59V83H57ZM66 84L67 83H65V86H66ZM75 84V83H74ZM84 84V83H83ZM109 84V83H108ZM107 84V86H110V84L108 85ZM111 84V85H112ZM164 84H166V82L164 83ZM174 84H176V83H174ZM245 84H246V80H245ZM244 84V85H245ZM254 84V83H253ZM25 85H26V83H25ZM27 85H29V84H27ZM68 85V84H67ZM104 85H106V84H104ZM255 85V84H254ZM22 86H23V84H22ZM30 86V85H29ZM31 86V87H32ZM72 86H73V84H72ZM75 86V85H74ZM107 86H104V87H107ZM114 86V85H113ZM112 86V87H113ZM259 86H261V85H259L258 84V87ZM264 86V83L262 84V86H261V88ZM49 87V86H48ZM58 87V86H57ZM56 87V88H57ZM76 87V86H75ZM74 87V88H75ZM80 88H81V85L79 86ZM111 87V86H110ZM115 87V86H114ZM145 87V86H144ZM147 87V86H146ZM245 87V86H244ZM24 88V87H23ZM26 88V87H25ZM59 88V87H58ZM64 88V87H63ZM67 88V87H66ZM74 88H72L73 89V91H75L74 90ZM77 88V87H76ZM94 88V89H93ZM252 88V87H251ZM256 88V87H255ZM50 90H51V88H49ZM78 89V88H77ZM105 90H107V92H109V88H104ZM117 89H121V88H117ZM148 89V88H147ZM247 89H248V86H247ZM21 90H23V89H21ZM63 90V89H62ZM62 90H61V88H60V91H61V94L63 93L62 92ZM66 90V89H65ZM69 90V89H68ZM68 90H66V91H68ZM105 90L104 91H102L101 93H100V91H99V93L100 94H102L103 92H105ZM111 90H113L112 88H111ZM122 90V89H121ZM130 90V91H131ZM161 90V89H160ZM169 90V89H168ZM252 90H254L253 88H252ZM56 91H57V89H56ZM64 91V90H63ZM70 91V90H69ZM69 91H68V93H69ZM72 91V92H73ZM97 91V90H96ZM119 91V90H118ZM117 91V92H118ZM123 91V90H122ZM181 91H182V89H181ZM17 92H18V86H17ZM17 92H15V93H17ZM55 92V91H54ZM54 92H53V94H54ZM71 92V93H72ZM106 92V93H107ZM116 92V91H115ZM160 92V91H159ZM48 93H50V92H48ZM67 93V94H68ZM98 93V92H97ZM105 93V94H106ZM152 93V92H151ZM154 93H158V92H154ZM174 93V92H173ZM173 93H171L170 92V94L173 96L174 94ZM182 93V92H181ZM184 93V92H183ZM45 94V93H44ZM52 94V95H53ZM57 94H59L58 93V91H57V93H56V97H58V96H60V95H58L57 96ZM73 94V93H72ZM78 94H80V95H82L81 93H80V89H79V93ZM78 94H77V98H78ZM96 94V93H95ZM99 94V95H100ZM194 94V93H193ZM63 95V94H62ZM61 95V96H62ZM65 96H66V94H64ZM69 95V94H68ZM98 95V96H99ZM107 95H108V93H107ZM107 95H104L103 94V97H106ZM158 95V94H157ZM180 95V94H179ZM184 95V94H183ZM72 96V95H71ZM117 96V95H116ZM115 96V97H116ZM153 96V95H152ZM155 96V95H154ZM170 96V95H169ZM172 96H171V98H172ZM181 96V95H180ZM17 97V96H16ZM19 97V96H18ZM22 97V96H21ZM30 97H32V96H30ZM29 97V98H30ZM64 97V96H63ZM108 97V96H107ZM151 98V99H153L152 97H151V95L150 96H148V98ZM158 97V96H157ZM176 97H177V95H176ZM175 97V98H176ZM205 97V96H204ZM203 97V98H204ZM23 98V101H24V97H22ZM27 99H28V96L26 97ZM59 98V97H58ZM100 98V97H99ZM98 98V99H99ZM125 98V97H124ZM171 98L169 99V100H167V101H171ZM174 98V99H175ZM179 97H177V99H178ZM17 99V98H16ZM21 99V98H20ZM61 98H59V100H60ZM104 99V98H103ZM118 99L119 100H121L122 102H123V98H122V96L120 95L119 97H118ZM126 99H124V102H126ZM158 99V98H157ZM18 101H19V99H17ZM35 100H37V99H35ZM66 100H67V98H66ZM81 100V99H80ZM112 100H114V99H110V101H112ZM154 100V99H153ZM159 100H163V98L162 99H159ZM25 101H26V99H25ZM23 102V104L26 106V105H29V101L28 102ZM41 101V100H40ZM60 101H62V100H60ZM115 101V100H114ZM20 102V101H19ZM31 102H32V99H31ZM95 102V101H94ZM93 102V103H94ZM52 103H54V101L52 102ZM57 103V102H56ZM59 103H61V102H59ZM119 103V102H118ZM195 103V102H194ZM19 104V103H18ZM17 104V105H18ZM31 104V103H30ZM33 104V103H32ZM39 104H40V102H39ZM55 104V103H54ZM65 104V103H64ZM81 104V105H82ZM126 104V103H125ZM124 104V105H125ZM187 104V103H186ZM21 105V104H20ZM20 105H18L17 106V108L20 106ZM56 105V104H55ZM59 105V104H58ZM78 107H79V104L77 103L76 104ZM120 105V104H119ZM123 105V104H122ZM127 105V104H126ZM188 105H190V104H188ZM194 105V104H193ZM22 106V105H21ZM62 106V105H61ZM76 106V107H77ZM121 106V105H120ZM195 106H198V105H196L195 104ZM16 107V106H15ZM59 107H60V105H59ZM77 107V108H78ZM125 107V106H124ZM192 107H194V106H192ZM192 107H191V110H192ZM20 108V107H19ZM184 108H185V105H184ZM197 108V107H196ZM38 109V108H37ZM64 109H65V107H64ZM67 109H69V108H67L66 107V111H69V110H67ZM86 109V110H85ZM102 109H103V111L104 112H102V113H100L101 111H102ZM186 109V108H185ZM185 109H183V112H186V115H187V111H184ZM187 109H188V107H187ZM190 109V108H189ZM195 109V108H194ZM193 109V110H194ZM222 108H220L219 110H221ZM39 110V109H38ZM83 110H85V111H83ZM190 110V111H191ZM197 110V109H196ZM35 111V110H34ZM34 111H32L33 113H34ZM70 111H71V109H70ZM119 111H120V109H119ZM118 111V112H119ZM189 111V110H188ZM218 111V110H217ZM221 111H223V110H221ZM37 111H35V113H36ZM72 112V111H71ZM71 112H68V113H70L71 115H72V113ZM85 112H88L89 113V115L87 114V113H85ZM117 112V111H116ZM117 112V113H118ZM125 112V111H124ZM124 112H123V114H124ZM156 112H157V110H156ZM198 112V111H197ZM220 112V111H219ZM126 113H130V112H128V110H127V112ZM195 113V115H197L198 116V114L200 115V113H197L196 114V112H194ZM222 113V112H221ZM221 113H219V115H221ZM32 114V113H31ZM37 114V113H36ZM119 114V113H118ZM121 114V113H120ZM214 114H216V109H215V112H214ZM214 114H213V116H214ZM224 114H226L227 115V113L225 112V113H223V115ZM67 115H69V114H67ZM122 115V114H121ZM121 115H119V116H121ZM125 115V117H126V114H124ZM123 115V116H124ZM131 115V114H130ZM190 115V114H189ZM188 115V116H189ZM191 115H193V114H191ZM191 115H190V117H191ZM218 115V114H217ZM226 115H224L225 117H224V121H226L225 120V118H227L226 117ZM228 116V115H227ZM15 117H17V116H15ZM67 117V116H66ZM65 117V118H66ZM81 117V118H80ZM19 118V117H18ZM67 118H69V117H67ZM72 120H73V118L74 117H70ZM69 118V119H70ZM115 118H116V116H115ZM187 118V117H186ZM192 118V117H191ZM190 118V119H191ZM215 118V117H214ZM75 119V118H74ZM119 119V117L117 118V120ZM124 119V118H123ZM122 119V120H123ZM188 119V118H187ZM190 119H188V120H190ZM197 119V118H196ZM218 120H219V118H217ZM217 119H215V120H217ZM232 119V118H231ZM15 120H16V118H15ZM65 121H66V119H64ZM122 120H120V121H122ZM192 120V119H191ZM223 120V119H222ZM228 120H230V119H228ZM71 121V120H70ZM124 121V120H123ZM179 121H180V119H179ZM198 121V120H197ZM200 121V120H199ZM231 121V120H230ZM69 122V121H68ZM67 121H66V123H68ZM72 122V121H71ZM70 122V123H71ZM188 122V121H187ZM187 122H186V124H187ZM194 122H195V120H194ZM201 122V121H200ZM214 122V121H213ZM65 123V124H66ZM178 123H181V122H178ZM191 123V125H194V124H198V122H196V123H192V121L190 122ZM210 123V125L212 126V127H214L213 125V123L212 122H209ZM215 123H216V121H215ZM65 124H64V122L62 123V125H64L65 126ZM74 124L76 125V123L74 122ZM189 124V123H188ZM213 124V125H212ZM257 124V123H256ZM66 125H68V124H66ZM73 124L71 123V126H72ZM178 125V124H177ZM183 125V124H182ZM205 125H208V123L207 124H205ZM204 125V126H205ZM258 125V124H257ZM201 126V125H200ZM203 126V125H202ZM68 127V126H67ZM66 126L64 127L65 129L67 128ZM75 127V126H74ZM179 127V126H178ZM60 128L61 127H59V130H60ZM70 128V127H69ZM72 128V127H71ZM78 128V129H79ZM181 128V127H180ZM208 128V127H207ZM210 128V127H209ZM63 129V128H62ZM61 129V130H62ZM76 129V128H75ZM75 129H73L74 131H75ZM197 129V128H196ZM202 129H204L205 130V127H202ZM211 129V128H210ZM213 129H215V128H213ZM59 130H58V132H59ZM60 130V131H61ZM69 130V129H68ZM72 130V129H71ZM70 130V131H71ZM112 130V129H111ZM178 130V129H177ZM199 130H201V129H199ZM198 130V131H199ZM264 130V129H263ZM65 131V130H64ZM77 131V130H76ZM197 130H196V135H197V133H201V132H198ZM203 132H205V131H203ZM78 133V132H77ZM81 133V134H82ZM110 133H111V131H110ZM206 134H207V132H205ZM216 133V132H215ZM257 133V132H256ZM260 133V132H259ZM263 133H264V131H263ZM67 134V133H66ZM84 134H86V133H84ZM258 134V133H257ZM256 134V135H257ZM111 135V134H110ZM200 135V134H199ZM203 135H204V133H203ZM255 135V136H256ZM259 135V139H260V144L259 143H257L256 141H255V138L256 137H253L252 138V136H247V138H245L246 136H239V140H241V142L243 143V141L245 140V148L247 149L246 151H248L247 153H249L250 152V156H251V154L253 155L252 156V159L250 160V161H248V163H246L245 165H244V167H236V169L235 170H237V172H239V173H237V174H239L240 176V178L239 177H237L236 176V172H234V174H235V176L234 177H237L238 179H236V178H232L231 176H233V173H232V175L230 176V171L232 170V168H233V166H231V165H226V163H225V165L223 164V166L221 167L220 166V164L222 165V163H220V161H216V160H218L219 158L217 157V158H215L216 157V155H214V158H215V161L213 160V161H210V163L208 164V166L210 167V166H220L221 167V172H219L218 174H217V176L219 175L220 176V178H217L218 179V181L219 182H222V184H220V185H223L224 187H225V191H229V192H242L243 194H245L246 192H258V194L260 193V192H264V135L262 136V137H260L261 135L260 134H258ZM63 137H64V135H62ZM177 136V135H176ZM79 137H80V135H79ZM81 137H82V135H81ZM202 137V140H204L203 139V137L204 136H201ZM76 138V137H75ZM75 138H74V141H75ZM84 138H82V140L84 139ZM114 138V137H113ZM175 138V139H174ZM178 138V137H177ZM177 138L174 136L173 137V139L172 140H177ZM195 138H197V136L195 137ZM245 138V139H244ZM66 139V137L64 138V140ZM77 139H79V138H76V141L78 142V140ZM86 139H85V141H86ZM106 139L107 138H105V141H106ZM198 139L200 140V138H199V136H198ZM242 139H244V140H242ZM179 140H181V139H179ZM80 141V140H79ZM201 141V140H200ZM200 141H196V143H199ZM237 141V140H236ZM76 142V143H77ZM81 142V141H80ZM79 142V143H80ZM82 142H84V141H82ZM81 142V143H82ZM176 142V141H175ZM179 142V141H178ZM186 143V141L184 142V141H181V143ZM204 142V141H203ZM72 143H74L73 141H72ZM72 143L70 144V145H72ZM75 143V144H76ZM81 143H80V147H83L82 145H81ZM85 143V142H84ZM84 143H82L83 145H84ZM107 143V142H106ZM67 144V143H66ZM88 144V143H87ZM87 144H86V147L85 148H87ZM69 145V146H70ZM184 145V144H183ZM61 146V145H60ZM64 146H65V144H64ZM73 146V148H74V145H72ZM78 146V145H77ZM76 146V147H77ZM185 146V145H184ZM190 146V145H189ZM239 146H241V144H239ZM71 147V146H70ZM111 147V146H110ZM171 146H167V148H169L170 150H172L171 148H173V147H171ZM205 147V146H204ZM203 147V148H204ZM208 147V146H207ZM61 148V147H60ZM64 147H62L61 149H62V151L65 149H63ZM102 148H101V150H99V151H103L102 150ZM201 148V147H200ZM203 148H202V150H203ZM168 149V153H170V150ZM174 149V148H173ZM199 149V148H198ZM218 149V148H217ZM235 149H237V148H235ZM241 149H244L243 148V145H242V147H241ZM79 150H83V149H79ZM89 150H87V152L89 151ZM107 150V149H106ZM240 151V149L238 148L236 151ZM56 151H59V150H57L56 149ZM61 151V150H60ZM61 151V153H62V155H64L63 153L64 152H62ZM69 151V150H68ZM85 151H86V149H85ZM90 151L88 152V154L90 153ZM199 151H200V149H199ZM211 151H213V150H211ZM211 151H210V153H211ZM215 151H218V150H215ZM246 151H245V153H246ZM36 152V151H35ZM34 152V153H35ZM38 152V151H37ZM65 152H67V151H65ZM81 152V151H80ZM79 152V153H80ZM203 152V151H202ZM219 153H220V151H218ZM39 153V152H38ZM37 153V154H38ZM61 153H59V155L61 154ZM97 153V152H96ZM199 153H201V152H199ZM204 153V152H203ZM203 153H201V154H203ZM217 154V155H220V154ZM88 154H86V156L88 155ZM104 154V153H103ZM102 154V155H103ZM172 154V153H171ZM214 154V153H213ZM212 154V155H213ZM237 154V153H236ZM244 154V153H243ZM39 155V154H38ZM44 155V154H43ZM66 155V154H65ZM79 155H81V153L79 154ZM79 155H77V156H79ZM85 155V154H84ZM84 155H81L82 157H84ZM89 155H93V154H89ZM89 155H88V158H89ZM197 155H198V153H197ZM200 155V154H199ZM222 155H223V153H222ZM34 156H35V154H34ZM44 156H46V153H45V155ZM49 156V155H48ZM47 156V157H48ZM58 156V155H57ZM73 156V155H72ZM81 156H80V158H81ZM91 156H90V158H91ZM203 156V155H202ZM47 157H46V159H47ZM67 157V156H66ZM69 157V156H68ZM123 158H121V160H125L126 158L124 157V156H122ZM209 157H211V155H209ZM220 157V156H219ZM222 157V156H221ZM220 157V158H221ZM58 158H60V156L58 157ZM196 158V157H195ZM195 158H193L194 160H196ZM203 158V157H202ZM201 158V159H202ZM43 159H45V157L43 158ZM42 159V160H43ZM64 159V158H63ZM77 159V158H76ZM83 159V158H82ZM199 159V158H198ZM208 159V158H207ZM223 159V158H222ZM222 159H221V161H222ZM39 159H37V157L34 159V161H35V163L37 164L36 166H35V163H34V168H35V170L34 171H32L31 173L32 174H39L38 172H39V168H40V164H41V162H39L38 161ZM41 160V161H42ZM62 160V159H61ZM61 160H58L57 161V158L55 159L54 157H48V161H51V162H54L55 161V163H56V161L59 163V164H57V165H60V163L62 164L63 162H60ZM65 160V159H64ZM63 160V161H64ZM70 160V163H71V161H75L74 160V157H73V160L72 159H69ZM129 160V159H128ZM190 160H192V159H190ZM206 160V159H205ZM204 160V161H205ZM208 160H210V159H208ZM207 160V162H209ZM220 160V159H219ZM46 162H47V160H45ZM93 161V160H92ZM91 161V162H92ZM119 161V160H118ZM197 161V160H196ZM195 161V162H196ZM200 161V160H199ZM46 162H44V163H46ZM69 162V161H68ZM91 162H89L88 160H86V161H83V162H81V163H78V164H76V165H74V164H72V167H73V175L71 176V171H70V177L72 178V179H75V177L78 175L77 173H81V175L82 176H85V178H83V177H81V178H83V179H86L87 177L86 176H88L89 175V173H91L90 171H96V172H94V174L96 175V174H99L100 172H101V169L99 170L98 169V167L97 166H99V167H102V163L100 162L99 164H97V166L95 167V165L93 166V164L94 163H96V162H94V163H91ZM121 161H119V163H120ZM201 162H203V161H201ZM223 162V161H222ZM28 163V162H27ZM26 163V164H27ZM40 163V164H39ZM43 163V162H42ZM54 163V164H55ZM117 163V162H116ZM199 163V162H198ZM220 163V164H219ZM28 164H30V163H28ZM26 165L27 167L29 166V165ZM65 164V163H64ZM100 164H101V166H100ZM122 164H125V165H128V162L127 161H123V163ZM121 164V165H122ZM25 165V164H24ZM50 165H52V163H50ZM68 165V164H67ZM71 165V164H70ZM121 165H118L119 167L121 166ZM125 165H123V167H120L119 169L121 170V168H123V171H121V172H128V170H129V168H130V166H126L125 167ZM202 165H204V163L202 164L201 163V167H200V169L202 168ZM206 165V164H205ZM31 166V165H30ZM29 166V167H30ZM65 166V169H66V165H64ZM117 166V165H116ZM117 166V167H118ZM200 165L198 164V167H199ZM208 166H206V167H208ZM208 167V168H209ZM14 168V167H13ZM24 168V167H23ZM61 168V167H60ZM63 168V167H62ZM61 168V169H62ZM68 168H69V166H68ZM107 168H111V166L110 167H107ZM234 168H235V166H234ZM59 169V168H58ZM58 169H57V171H58ZM113 170H114V167L112 168ZM111 169V170H112ZM117 169V168H116ZM119 169H117V170H119ZM203 169V168H202ZM205 169H207V168H205ZM218 169V168H217ZM26 170V169H25ZM24 170V171H25ZM30 170V169H29ZM103 170H105V172H106V169L105 168H103L102 169V171ZM110 170V171H111ZM116 170V171H117ZM197 170H199L198 168H197ZM27 171H28V169H27ZM56 171V172H57ZM69 171H67V173L69 172ZM98 171H100L99 173H97ZM115 171V172H116ZM194 171H195V168H194ZM60 172V171H59ZM108 172H109V170H108ZM114 172V173H115ZM197 172H199V171H197ZM66 173V174H67ZM110 173V172H109ZM195 173V172H194ZM77 174V175H76ZM28 176L29 175H31V174H27ZM65 175V174H64ZM69 175V174H68ZM80 175V174H79ZM92 175H93V173H92ZM92 175H90V176H92ZM95 175H93L92 177H94ZM110 175V174H109ZM32 176V175H31ZM31 176H30V178H31ZM36 176H38V175H36ZM118 176H120V175H118ZM58 177V176H57ZM65 177V176H64ZM69 177V176H68ZM91 177V178H92ZM33 178V177H32ZM31 178V179H32ZM61 178H63V177H60L58 180H60ZM79 178V176H77V179ZM80 178V179H81ZM89 178V177H88ZM56 179V180H57ZM67 178H63L62 180H64V182H65V180H66ZM219 179H221V181L219 180ZM57 180V181H58ZM68 181L69 180H71L70 178H68L67 179ZM66 180V181H67ZM87 180V179H86ZM203 180V179H202ZM68 181L66 182V183H68ZM74 181H77V182H79V180H74ZM73 181V182H74ZM85 181V180H84ZM198 180H196V182H195V184H194V186H196L195 188H194V190L198 187H200L201 186V182L199 183V182H197ZM200 181V180H199ZM70 182V181H69ZM72 182V181H71ZM70 182V183H71ZM81 182V181H80ZM79 182V183H80ZM203 182V181H202ZM108 183V182H107ZM59 184V183H58ZM71 184H73V183H71ZM83 183H81V185H82ZM85 184V183H84ZM203 185V184H202ZM84 186V185H83ZM82 186V187H83ZM76 188H77V186H75ZM223 187V188H224ZM31 188V187H30ZM58 188V187H57ZM57 188H55V189H57ZM61 188V187H60ZM63 188V187H62ZM202 188H203V186H202ZM32 189V188H31ZM59 189V188H58ZM65 189V188H64ZM68 189V188H67ZM201 189V188H200ZM30 190V189H29ZM60 190V189H59ZM73 190V189H72ZM76 190V189H75ZM80 190V189H79ZM61 191V190H60ZM196 192L198 191V189H196L195 190ZM59 192V191H58ZM66 192H67V190H66ZM203 192V191H202ZM255 194V193H254ZM253 194V195H254ZM256 195H257V193H256ZM59 198H60V196H58ZM255 197V196H254ZM261 197V196H260ZM58 198V199H59ZM62 198V197H61ZM65 197L63 196V200L62 201H64V202H66L65 200L66 199H64ZM257 198H259V195H257ZM61 200V199H60ZM60 200H58V202L60 203H62V201H60ZM254 200H256V197H255V199ZM68 202V201H67ZM58 204V203H57ZM55 204H53V206H54ZM59 205V207L61 206L62 207V205H60V204H58ZM64 205H65V203H64ZM63 205V206H64ZM65 208H67V207H65ZM56 209V208H55ZM34 210H32V212H33ZM264 212V211H263ZM98 215H100V218H102V216H101V214H98ZM98 215H96V216H98ZM103 215V214H102ZM83 216V215H82ZM86 218V217H85ZM100 218H98V219H100ZM104 218V217H103ZM78 219V218H77ZM105 219V218H104ZM83 220V219H82ZM81 220V221H82ZM103 220V219H102ZM106 220H107V218H106ZM120 220V219H119ZM85 221H87V220H85ZM84 221V222H85ZM89 221V220H88ZM87 221V222H88ZM100 221H101V219H100ZM76 222V221H75ZM83 222V221H82ZM105 222V221H104ZM107 222V221H106ZM89 223H90V221H89ZM108 223V222H107ZM117 223V222H116ZM116 223H114L115 225H116ZM121 223V222H120ZM124 223V222H123ZM123 223L122 224H120V225H122L123 226ZM79 224H81V222L79 223ZM78 223L76 224V226L77 225H79ZM84 224V223H83ZM100 224H102L101 222H100ZM104 225H106L105 223H103ZM102 224V225H103ZM127 224H128V222H127ZM126 224V225H127ZM96 225V224H95ZM115 225H113V226H115ZM125 225V224H124ZM128 225H130V224H128ZM82 226V225H81ZM101 226V225H100ZM121 226V227H122ZM23 228V230H24V232L25 233H21L22 235H24V234H26V236H24L25 237V239L27 238V237H33L34 239H35V241H37V245L36 246H38V248H40V250L42 251V254H44V255H42L41 254V256L43 257L44 256V258H42V259H45V257L47 256V262H49L50 264H59V255L61 254V257H62V253H60V254H57L56 252H55V254H54V248H53V246H54V242H51V244H49L48 242H49V240L47 239V238H49L50 236H53L54 234L52 233V231H49L47 234H43V235H39V236H35L36 235V232L37 231H39V230H37V229H39V227H37V226H34V225H32V224H30V223H26V224H20L19 225V227H17V226H14L13 228L14 229H17L16 231H17V233H18V231L21 229V228ZM108 227V226H107ZM107 227L105 226H103V228H104V230H105V228H106V230L108 231V229H107ZM110 227H112V226H110ZM116 227V226H115ZM113 228V229H116V228ZM118 228L117 227V230L118 229H123V227L122 228ZM37 228V229H36ZM98 228V227H97ZM95 229H96V227H95ZM110 229V228H109ZM101 230V229H100ZM112 230V229H111ZM120 230H119V232H120ZM125 230V229H124ZM10 231H11V229H10ZM21 231V230H20ZM75 231V230H74ZM103 231V230H102ZM106 231V232H107ZM122 232L121 233H123V230H121ZM6 232H8V231H6ZM5 231H3V233L5 234L6 233ZM12 232V231H11ZM22 232V231H21ZM40 232V231H39ZM72 232V231H71ZM70 232V233H71ZM76 232V231H75ZM88 232V231H87ZM97 232V231H96ZM100 232V231H99ZM105 232V231H104ZM105 232V233H106ZM109 232H110V230H109ZM126 232L129 234V232L126 230ZM2 233V234H3ZM16 232H14V234H15ZM41 233V232H40ZM69 233V234H70ZM78 233H80L79 231H78ZM84 233H86V231H84L83 233H81V234H83L84 235ZM95 233V232H94ZM98 233V232H97ZM97 233H96V235H97ZM104 233V234H105ZM112 233V232H111ZM116 233H118V231L116 232ZM14 234H13V236H14ZM33 234H35V235H33ZM71 234H73V233H71ZM70 234V235H71ZM80 234V235H81ZM100 234V233H99ZM113 234H114V232H113ZM112 234V235H113ZM137 234H139V232L137 233ZM32 235V236H31ZM74 235V234H73ZM76 235H78L79 236V234H77L76 233ZM82 235V236H83ZM96 235H94L95 237H96ZM109 235V234H108ZM107 235V236H108ZM4 237H5V235H3ZM7 236H10V234H7ZM5 237V238H9V237ZM55 236V235H54ZM87 236V235H86ZM85 236V237H86ZM107 236H105V237H107ZM116 236V235H115ZM118 236V235H117ZM123 236V235H122ZM126 236V235H125ZM0 237H1V235H0ZM11 237H12V234H11ZM10 237V238H11ZM56 237V236H55ZM84 237V236H83ZM104 237V236H103ZM119 237V236H118ZM22 238H23V236H22ZM21 238V239H22ZM74 238V237H73ZM82 238V237H81ZM81 238H79V240L80 241H77L78 243L79 242H82V244H83V242L86 240H84V241H82L81 240ZM89 238V237H88ZM87 238V239H88ZM117 238V237H116ZM2 239V237L0 238V240ZM4 239V238H3ZM2 239V240H3ZM16 239H17V237H16ZM24 239V238H23ZM32 238H30V240H31ZM70 239H71V237H70ZM78 239V238H77ZM93 239V238H92ZM98 239V238H97ZM100 239H101V237H100ZM105 239V238H104ZM123 239V238H122ZM125 239V238H124ZM130 239V238H129ZM128 239V240H129ZM6 240V239H5ZM19 240H20V238H19ZM48 240V241H47ZM55 240V239H54ZM61 240V239H60ZM76 240V239H75ZM91 240V239H90ZM110 240V239H109ZM132 240V239H131ZM140 240H141V238H140ZM143 240V239H142ZM11 241H16V240H13V237H12V239H11ZM24 241H26V240H24ZM27 241H28V239H27ZM33 241V240H32ZM34 241V242H35ZM68 241V240H67ZM92 241V240H91ZM90 241V242H91ZM96 241V240H95ZM100 241V240H99ZM103 241V240H102ZM104 241H106V239L104 240ZM103 241V242H104ZM112 241V240H111ZM117 241H118V238H117ZM117 241H114V242H116L117 243ZM123 241V240H122ZM130 241V240H129ZM137 241V240H136ZM139 241V240H138ZM137 241V242H138ZM23 241H21V243H22ZM88 242H89V240H88ZM93 242V241H92ZM107 242V241H106ZM124 242H126V239H125V241ZM134 243H135V241H133ZM143 242V241H142ZM145 242V241H144ZM28 243V242H27ZM26 243V244H27ZM36 243V242H35ZM48 243V244H47ZM86 243V242H85ZM85 243H84V246L83 247H85L86 245H85ZM111 243V242H110ZM115 243V245L114 246H116V251H120V250H124V248H127V245H126V247H123L124 245H121L120 243H123V242H118V244H116ZM141 243V242H140ZM23 244V243H22ZM75 244V243H74ZM97 244H98V242H97ZM96 243H95V245H97ZM100 244V243H99ZM98 244V245H99ZM102 244V243H101ZM124 244V243H123ZM139 244V243H138ZM24 245V244H23ZM30 245V244H29ZM32 245H34V243H32L30 246L34 249H32V252H33V255H35V253L36 252H38V249L36 248V252L34 253V251H35V247L36 246H32ZM81 245V244H80ZM88 245V244H87ZM92 245V244H91ZM93 245H94V243H93ZM97 245V246H98ZM103 245H105V244H103ZM109 244H107V246H108ZM112 245V244H111ZM142 245H143V243H142ZM26 246V245H25ZM101 246V245H100ZM106 246V245H105ZM30 247V248H31ZM128 247H130V246H128ZM131 247H132V245H131ZM141 247V246H140ZM28 248V247H27ZM86 248H88V247H86ZM91 248H92V246H91ZM102 248V247H101ZM104 248V247H103ZM106 248V247H105ZM111 248V247H110ZM138 248L139 247H137V249H135V251H137L138 250ZM29 249V248H28ZM58 249V248H57ZM99 249V248H98ZM113 249V248H112ZM131 249V248H130ZM83 250V249H82ZM100 250V249H99ZM110 250V249H109ZM122 250V251H123ZM132 250V249H131ZM84 251H87V253H89L88 252V249L86 250H84ZM83 251V252H84ZM94 251H96V249L94 250ZM107 251H108V248H107ZM127 250L125 249V252H126ZM28 252V251H27ZM82 252V251H81ZM103 252V251H102ZM110 252V251H109ZM115 252V251H114ZM114 252H112V254L114 253ZM125 252H123V253H125ZM134 252V251H133ZM138 252V251H137ZM130 253V252H129ZM30 254H32V253H30ZM37 254V253H36ZM116 254V253H115ZM115 254H113V255H115ZM125 254H128L127 252L125 253ZM40 255V254H39ZM89 255H91V254H89ZM103 255V254H102ZM117 255V254H116ZM118 255H120V254H118ZM122 255V254H121ZM124 255V254H123ZM130 255V254H129ZM25 256V255H24ZM27 256H29V255H27ZM26 256V257H27ZM31 256V255H30ZM84 256H86L87 257V254L85 253V255ZM100 256V255H99ZM35 257V256H34ZM34 257H32V258H34ZM64 257V256H63ZM28 258H30V257H28ZM40 258V257H39ZM40 258V259H41ZM92 258V257H91ZM90 258V259H91ZM68 259V258H67ZM66 260V259H65ZM111 260V259H110ZM43 260H41V263H43L44 264V262H42ZM46 263V262H45ZM48 263V264H49ZM74 263V262H73ZM95 264H97V263H95Z\"/></svg>",
	"mask_w": 264,
	"mask_h": 264
}]
</instances>
